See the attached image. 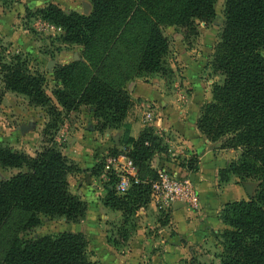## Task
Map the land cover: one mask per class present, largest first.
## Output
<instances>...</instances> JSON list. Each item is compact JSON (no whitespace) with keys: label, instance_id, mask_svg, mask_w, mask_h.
I'll use <instances>...</instances> for the list:
<instances>
[{"label":"trees","instance_id":"obj_1","mask_svg":"<svg viewBox=\"0 0 264 264\" xmlns=\"http://www.w3.org/2000/svg\"><path fill=\"white\" fill-rule=\"evenodd\" d=\"M89 1V17L65 14L54 5L43 12L64 30L63 43L84 49L82 62L55 70L54 80L60 87L52 97L45 91V80L32 73L19 56L3 66V82L8 91L27 97L31 106L46 109L47 136L81 107L93 109L100 131H123V152L112 157L125 156L132 161L140 183L132 181L121 196L116 190L118 174L106 171V164L103 168L109 178L105 206L122 214L118 234L123 244L136 228L137 213L151 203L149 182L158 176L154 160L169 153L154 127L146 126L138 139L131 136L132 127L126 121L133 101L125 83L133 78L170 75L166 60L170 43L164 30L197 34L200 23L216 17L218 0ZM263 52L264 0H225L224 24L212 60L213 71L223 81L213 87L212 100L202 108L197 127L211 143H221L222 150L239 152L235 161L220 170L221 182L238 179L258 186L249 200L228 203L221 212L226 229L218 236L220 264H264ZM184 161L187 164L182 166L188 171L197 170L195 158ZM0 166L19 170L0 184V264H92L88 240L82 233L26 236L43 218L78 224L87 214V203L70 190L69 177L79 169L54 141L35 156L0 145ZM14 213L20 215L19 227L2 236ZM183 264L203 263L192 259Z\"/></svg>","mask_w":264,"mask_h":264},{"label":"rangeland","instance_id":"obj_2","mask_svg":"<svg viewBox=\"0 0 264 264\" xmlns=\"http://www.w3.org/2000/svg\"><path fill=\"white\" fill-rule=\"evenodd\" d=\"M50 5L56 6L65 14L77 13L89 17L92 13V4L89 0H0V96L2 98L0 145L5 149L35 156L50 147L51 142L54 141L57 148L79 169V173L72 175V190H79L83 179L78 177L86 169L89 176L86 177L83 188L86 187L85 192L89 194V200L85 201L88 210L82 222L69 224L65 219L43 218L38 228L26 234L27 238L56 236L64 232H82L86 234L88 240L92 264H183L192 259L203 264H220L218 258H210V255H219L221 252L218 239L220 234L217 239L213 235L205 237L195 249L188 250L186 255L184 253L183 258L179 255L167 258L166 256L171 253H168L165 245L147 243L144 247L139 246L140 244H137L139 230L131 231L128 242L122 244L118 234L122 214L105 206L109 178L104 176L103 169L109 158L123 152L120 145L122 134L115 137L118 139L120 137L119 143H115L110 134L116 129L100 131L93 117V109L81 107L59 123L58 129L51 137L47 136L45 128L49 123V117L46 109L31 106L27 97L6 89L2 71L5 64L11 63L12 57L19 56L26 60L29 70L45 80V91L50 97L60 87L54 80L55 70L60 66L84 60L83 47L63 43L61 40L64 30L45 18L43 12ZM224 7L225 0H218L215 6L216 17L210 22L200 23L195 35H185L176 28L164 30V35L170 43L166 60L171 73L168 76L154 75L127 81L125 90L133 101L128 116H137L138 119L143 120L144 114L149 109H154L156 113L161 110L162 105L152 96L173 97L182 109L188 108V110L193 96L202 98L205 102L212 100L213 87L223 81V77L213 71L212 60L224 24ZM5 96L9 98L5 99ZM134 96L144 97L137 99ZM156 131L159 132L157 129ZM160 136L164 138L170 150L169 140L176 141L174 135L170 133L169 136ZM79 137L83 139L81 144L75 142ZM72 143L75 144V151H81L86 159L85 162L80 161L77 152L72 151ZM215 149L222 150L221 143H217ZM161 156L166 161H172L170 153ZM176 163L181 166L187 164L181 158ZM159 168L164 167L160 165ZM17 173L19 170L0 166V184ZM233 180L228 183H223L221 180L220 182L227 185ZM94 182L97 183L92 187ZM237 184L243 186L247 197L255 195L258 186L256 182H237ZM99 201L106 208L105 210L102 209V205L99 207ZM170 210L159 212L150 221V225L147 223L145 235L148 238L165 239L159 233V227L155 226L158 223L161 227L168 228L167 237L175 235L171 226L172 211ZM104 216L109 218L104 220ZM139 219L136 215L135 224H139ZM20 221V215L14 213L4 227L2 236L11 235L19 227ZM221 226V230L224 231L226 226L223 222ZM184 244L187 246L186 242Z\"/></svg>","mask_w":264,"mask_h":264},{"label":"crops","instance_id":"obj_3","mask_svg":"<svg viewBox=\"0 0 264 264\" xmlns=\"http://www.w3.org/2000/svg\"><path fill=\"white\" fill-rule=\"evenodd\" d=\"M134 97L138 99L144 96ZM152 97L156 98L162 105L161 110L157 112V118L153 127L159 131L158 133L160 135L169 136L171 133L176 139V141L169 140V145H171L169 153L172 161H166L165 158L160 156L154 160L153 167L159 168L161 165V167L171 170L179 176L190 178L200 195L201 203L200 209L193 212L182 206H176L170 210L172 211L170 212L172 218L171 226L175 235L167 237L168 228L164 226L161 227L158 222V224H154L159 227V233L162 234L165 239L162 237L159 239H151L145 235L147 223L150 225V221L154 219L159 212L163 211L157 209L153 203H150L148 207L141 209L137 213V216L140 218V222L138 225L136 223L135 228V231L139 230V242L137 244L143 247L147 243L151 245H165L168 253H171V255L166 256L167 258L175 255H179L183 258L184 253L186 255L188 250L191 251L195 249L205 237H212L213 235L215 239H217V236L222 232L220 211L226 204L234 201L249 200L251 197H247V192L243 186L237 184V182H239L238 179H234L227 185L221 184L219 179L220 170L227 168L236 160L239 156V152L234 150L215 149L216 144L207 140L197 127L202 108L211 100L205 102L202 98L193 96L190 102L191 105L189 106L190 110H188V108L182 109L173 97ZM7 98H9V96H5V99ZM126 122L132 127L131 136L138 139L141 132L146 127L143 120L138 119L137 116L129 115ZM121 134L123 135L122 130H116L112 131L110 135L113 136L115 143H119L120 137L119 139L115 137ZM75 142L81 144L83 143V139L79 137ZM72 151H75V144L73 143ZM76 152L77 155H79L80 161L85 162L86 159L82 156L81 151L78 150L75 151V153ZM179 158L182 160L195 158L198 161L197 170L195 172L188 171L186 168L176 163ZM88 176L86 169H84V173L78 177V179H83V183H80L81 187L77 191L72 190L71 181L73 177H69L71 192L74 195L81 196L84 201L89 200V194L85 192L86 187L84 186L83 188L85 179ZM96 183L97 182H94L92 187H95ZM99 204V207H101L102 203L100 201ZM102 209L105 210L106 208L103 206ZM194 213L196 214L194 215ZM108 218L109 216L103 217L104 220ZM101 239L104 240V238ZM185 242L187 246L184 244ZM210 258H218V255H210Z\"/></svg>","mask_w":264,"mask_h":264},{"label":"built area","instance_id":"obj_4","mask_svg":"<svg viewBox=\"0 0 264 264\" xmlns=\"http://www.w3.org/2000/svg\"><path fill=\"white\" fill-rule=\"evenodd\" d=\"M157 113L149 109L143 116L146 126H154ZM106 171L114 170L118 174L119 182L116 190L119 195H125L131 187V182L140 183L137 178V170L132 161L125 156L109 158L106 163ZM158 176L149 182L151 186V203L159 210H170L176 206H182L189 211L200 209V195L188 177L179 176L166 168L157 169Z\"/></svg>","mask_w":264,"mask_h":264}]
</instances>
